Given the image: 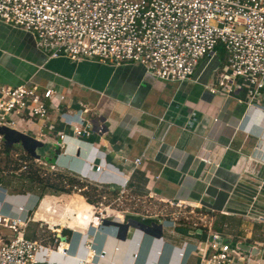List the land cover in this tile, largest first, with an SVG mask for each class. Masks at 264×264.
Masks as SVG:
<instances>
[{"label":"crops","instance_id":"1","mask_svg":"<svg viewBox=\"0 0 264 264\" xmlns=\"http://www.w3.org/2000/svg\"><path fill=\"white\" fill-rule=\"evenodd\" d=\"M224 65L206 77L203 69L193 82L178 84L154 78L135 63L48 59L31 34L0 21V84L33 81L64 96L55 100L60 110L51 111L53 131L43 121H26L18 132L38 144L35 154L43 162L97 187H126L133 196L193 205L210 218L213 231L247 250L249 244L264 245V96L248 106L241 94H212L206 85ZM80 116L90 125L84 141L72 131ZM61 131L67 134L65 150L53 140ZM45 147L48 161L38 152ZM138 158L142 162L136 166ZM77 193L40 196L0 186V214L29 217L28 238L30 225L39 223L53 227L50 236L68 237L67 255L53 253L47 261L42 252V264H78L87 257L85 244L91 238L98 253L105 251L93 264H197L205 236L194 233L201 230L188 228L184 234L163 219L150 223H165L159 238L135 228L119 237L115 227L96 234L91 229L87 236L82 223L92 205ZM122 218L144 223L137 216Z\"/></svg>","mask_w":264,"mask_h":264},{"label":"built area","instance_id":"2","mask_svg":"<svg viewBox=\"0 0 264 264\" xmlns=\"http://www.w3.org/2000/svg\"><path fill=\"white\" fill-rule=\"evenodd\" d=\"M0 21L31 34L48 59H89L112 66L135 63L154 78L178 84L193 82L200 61L214 58L221 47L225 65L218 68L206 88L212 94H241L248 106H256L264 96V0H0ZM58 96L55 89L33 81L20 86L0 84V129L19 132L26 121H43L53 131L51 111L60 110L55 105ZM72 131L74 138L84 141L90 135L88 119L80 116ZM16 137L11 135V139ZM56 138L55 145L65 150L67 134L61 131ZM0 142L7 146L1 134ZM33 158L54 170L40 156ZM141 162L138 158L134 163L138 166ZM24 163L27 172L30 168ZM95 169L101 171L102 167L95 165ZM127 192L126 187L120 189L122 195ZM169 204L178 206L179 211L162 214L163 221L175 229H199L205 236L197 249V264H264V245L249 244L243 250L234 238L213 231L207 222L194 226L183 223L182 209L191 207L190 213H196L197 207L182 202ZM91 211V219L84 217L87 236L91 229L96 234L106 228L105 220L128 222L108 207L92 205ZM29 221V217L0 214V264H42V252L47 261L53 253L67 255L68 237L28 238ZM93 245L92 238L86 242L88 255L79 258L78 264H93L94 258H104L105 251L98 253Z\"/></svg>","mask_w":264,"mask_h":264},{"label":"rangeland","instance_id":"3","mask_svg":"<svg viewBox=\"0 0 264 264\" xmlns=\"http://www.w3.org/2000/svg\"><path fill=\"white\" fill-rule=\"evenodd\" d=\"M225 59L226 56H222L220 52H218L217 56L211 60L208 57L202 59L199 63V72L197 70L198 74L196 73V76L200 74L201 70L205 69L206 77V75L212 73L218 65H223ZM205 77H203V81L205 80ZM15 139L10 140V142L13 143ZM27 145L29 149H32L34 146L31 144ZM9 147L11 150L9 153H6L2 142H0V186L3 188H19L25 192H32L42 196L53 192L50 188L51 184L62 182L68 190L71 188L72 192L69 194L74 195L77 192H80V194L81 192H85L89 200L92 202L91 205H97L98 208L108 207L109 210L126 217H135V214H139L152 216L154 220L161 221L162 214H172L179 211L178 206H171L169 203L162 202L159 198L153 197L151 199L148 194H145L146 197H139L137 195L133 196L132 192H127L122 195L120 190L97 187L94 183L86 181L85 179L77 178L72 175H64L63 173L54 171L49 167H45L35 162L34 158L30 157V154L25 152V149L21 144H12V146ZM46 150H48L47 147L38 149V152L41 154L44 161H48ZM24 162H27V165H29V172L23 170ZM61 176H65V179L62 180ZM71 180H76L75 184L77 185V188L71 185ZM79 186H82L83 189L80 190L78 188ZM119 197H121L120 200H118ZM101 202H103L104 206ZM191 210H193L191 207L182 209L181 217L183 218V223H188V226L193 225L194 223L200 225L205 224V222L209 223L210 218L207 216V219H205L203 215L204 212L202 213L201 209H194L196 210V213H190ZM262 225L264 226V224ZM70 230L74 232L81 229L78 227H70ZM2 231L7 235H12V232L9 230L3 229ZM49 232H51L49 226L44 223H39L37 226L31 224L28 229V234L32 235L29 236V238H38V235L50 236Z\"/></svg>","mask_w":264,"mask_h":264},{"label":"water","instance_id":"4","mask_svg":"<svg viewBox=\"0 0 264 264\" xmlns=\"http://www.w3.org/2000/svg\"><path fill=\"white\" fill-rule=\"evenodd\" d=\"M0 134L3 135L4 140L8 146H12V144H21L25 150L31 152L32 154H35L38 144L33 142L34 143L33 148L29 149L27 145L28 140H31L29 136L25 134H20L14 130L7 129V128H1ZM11 135H16V136L18 135L19 137H17L16 139L14 138L15 141L12 143L10 142V140H12ZM103 225L107 227L119 228V234H118L119 237H121L122 233L123 235H126V233L128 232L130 228H135V229L141 230L147 234H150V235H153L159 238L162 236V229H163V225L161 224L152 223L148 225V224H145L137 220H129L126 224H122L114 220H105L103 222ZM156 230H159V233H156ZM178 231L184 234H189V230L186 228H179ZM198 233L202 234V231Z\"/></svg>","mask_w":264,"mask_h":264},{"label":"trees","instance_id":"5","mask_svg":"<svg viewBox=\"0 0 264 264\" xmlns=\"http://www.w3.org/2000/svg\"><path fill=\"white\" fill-rule=\"evenodd\" d=\"M218 52H220L221 53V55L222 56H225V51H224V49L223 48H221V47H219L218 48ZM4 150H5V152L6 153H9L10 152V150H11V148L9 147V146H4ZM30 157H32V155L30 154ZM30 170V169H29ZM29 170L27 171V172H29ZM62 175V174H61ZM61 179L62 180H64L65 179V176H61ZM75 182H76V180H71V185L74 187H76L77 188V185L75 184ZM84 184V183H83ZM82 184V185H83ZM49 185V184H48ZM50 188L53 190V191H56V192H63V193H71L72 192V190H71V188H70V190H68L67 188H66V186L62 183V182H59V183H57V184H51L50 185ZM80 190H82L83 189V187L82 186H79L78 187ZM74 189V188H73ZM81 194L86 198V200H87V202H89L90 204H92V202H91V200H89V198H88V196L86 195V193L85 192H81ZM151 222H156V220H144V223H146V224H150ZM66 232H68V233H71V231H66Z\"/></svg>","mask_w":264,"mask_h":264},{"label":"bare ground","instance_id":"6","mask_svg":"<svg viewBox=\"0 0 264 264\" xmlns=\"http://www.w3.org/2000/svg\"><path fill=\"white\" fill-rule=\"evenodd\" d=\"M185 204V203H184ZM91 216H92V211L90 210V211H88L86 214H85V218L86 219H91ZM118 218H120V216L118 217ZM87 222L83 219V223L82 224H86Z\"/></svg>","mask_w":264,"mask_h":264},{"label":"flooded vegetation","instance_id":"7","mask_svg":"<svg viewBox=\"0 0 264 264\" xmlns=\"http://www.w3.org/2000/svg\"><path fill=\"white\" fill-rule=\"evenodd\" d=\"M27 144H31V145H34V143H33V142H30V141H28V142H27Z\"/></svg>","mask_w":264,"mask_h":264}]
</instances>
